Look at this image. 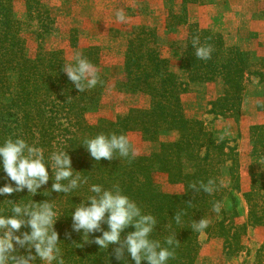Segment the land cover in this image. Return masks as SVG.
Segmentation results:
<instances>
[{"label":"rangeland","instance_id":"374dc122","mask_svg":"<svg viewBox=\"0 0 264 264\" xmlns=\"http://www.w3.org/2000/svg\"><path fill=\"white\" fill-rule=\"evenodd\" d=\"M248 1H242V6H248L246 13H253L252 20L259 24L250 25L243 16L239 17L242 30L230 31L223 27L230 18L226 23L222 21L225 16L215 18V11L226 10V0H12L7 12L12 20L8 23L0 16V59L9 54L12 90L44 95L42 105H49L47 112L61 107L50 124L53 151L60 149L72 132L77 133L72 127H84L86 135L93 128L98 130L96 135L104 134L103 123L127 117L129 132L125 135L136 150L135 156H147L179 135L173 130L157 142L142 139L136 128L152 106L148 95L164 91L179 95L185 117L204 123L210 134L235 148L240 190L233 193L237 214L232 222L242 225L248 213L244 194L250 189V170H258L251 167L252 131L264 126V0ZM117 9L124 10L127 23L116 22ZM195 36L201 45H211L210 59L195 57ZM77 52L96 66L100 80L84 92L62 71L63 65L74 63L72 56ZM152 52L150 60L159 71L151 70L148 63L149 68L140 67ZM167 67V78L172 81L162 86L160 76L164 77ZM148 77L153 82L147 84ZM21 78L30 84L20 86ZM214 103L230 113L225 118L215 117L211 114ZM6 104L7 100L4 104L0 101V112ZM154 179L163 192L182 193V187L170 186L165 176ZM226 239L221 232H202L196 264H256L264 227L248 229L240 239L243 249L236 256L224 254Z\"/></svg>","mask_w":264,"mask_h":264},{"label":"trees","instance_id":"16d2710c","mask_svg":"<svg viewBox=\"0 0 264 264\" xmlns=\"http://www.w3.org/2000/svg\"><path fill=\"white\" fill-rule=\"evenodd\" d=\"M0 2L2 3L0 16L9 23L12 19H9L7 12L10 10L12 0H0ZM17 28L19 30V26ZM4 32L6 33L7 29ZM152 55L153 52L149 54L148 61L143 63L145 65L140 67H151V70L159 71V68L153 64L154 61L150 60ZM8 59L9 54L0 59V90H3L0 95L4 96V99L0 101L4 104L7 100L5 111L0 112V145L6 138L11 137L13 140L22 138L29 145L42 148L45 163L49 165V181L34 195L28 193L27 189L11 195H0V214L11 215L12 205L8 201L22 205L31 200L34 203L53 202L54 210L59 217L54 224V230L58 233L60 241L58 246L65 264H135L126 252L124 259L117 261L113 253L116 245L103 249L91 242L102 233L89 234V242L85 243L86 238H83L82 231H73L71 213L81 201H85V205L88 206L87 198L94 195L89 191L93 184L101 185L104 189H112L114 185H118L122 194L135 201L142 214L153 215L157 225L150 234V239L159 240L163 246H166L164 245L165 237L173 232L176 233V239L180 244L175 248V258H170L167 264H196L200 251L199 236L202 232L207 234L221 232L228 236V239L224 241L223 252L231 257L236 256L243 249L240 239L248 229L264 227V126L254 127L252 131L251 167L255 165L258 170H250L251 185L249 191L244 194L248 209L246 221L242 225H235L232 222V218L237 214L233 193H239L240 190L235 148H229L224 138L210 134L204 123L185 117L179 95H173L167 91L148 95L151 96L152 106L145 113L143 118L145 120L137 124L136 130L141 132L142 139L146 142H157L160 136L171 134L173 130H176L179 134L177 140L172 143H161L159 150L147 156L133 157L130 153L129 157H120L118 153H114L111 161L103 158L96 161L90 156L83 142L86 138L96 136L98 130L93 128L90 134L86 135L84 127H72L77 129V133L71 131V137L60 145V149L66 150L70 156L74 174L80 172L82 177L88 178V183L82 184L67 194L51 191L54 173L52 174L48 158L53 152L55 141L51 137L53 131L50 124L54 114L61 107L58 106L47 112L45 109L49 105H42L44 95L12 90L14 78L11 76ZM194 62L195 66L197 62ZM163 75L162 79L160 76V84L168 86L165 84L172 81V78H167L169 77L168 67L165 68ZM134 81L141 83L137 79ZM150 81L153 82L148 77L146 83L149 84ZM29 84L28 79H20V86ZM12 106L18 108V112L12 111ZM217 106V103H214L211 111L215 117L225 118L226 114L230 113V111H223L222 108L218 109ZM85 109L82 108V110ZM127 119L126 117L118 119L115 123H103L102 131L105 135L112 133L125 135L129 132L126 126ZM64 131L69 133L68 129ZM156 175L165 176L170 186H181L182 193L163 192L154 179ZM209 179L215 181L216 188L211 195L202 190L195 193L190 188L192 183L199 186L200 182L207 183ZM5 184L15 187L14 182L10 181L0 165V187ZM216 201L224 205L219 214L212 211L213 202ZM228 201H231V207L228 206ZM178 211L184 213L179 225L173 219ZM201 218L209 219V226L202 232L194 231L191 227L192 222H199ZM169 224L170 228L167 227ZM101 227L103 230H108L106 224H102ZM131 231H134V228L129 226L121 233V237L123 238ZM20 232H30V229L22 227ZM18 254L26 253L24 249H18ZM34 264H45V262L37 259ZM53 264L56 262L54 261ZM141 264H147V262L142 261ZM256 264H264V243L256 252Z\"/></svg>","mask_w":264,"mask_h":264},{"label":"clouds","instance_id":"9594fccd","mask_svg":"<svg viewBox=\"0 0 264 264\" xmlns=\"http://www.w3.org/2000/svg\"><path fill=\"white\" fill-rule=\"evenodd\" d=\"M115 20L118 23H127L128 17L123 9L115 11ZM192 46L197 59L211 58V45H201L198 36L193 37ZM72 60L74 63L63 65L62 71L79 92L94 88L100 83L95 65L79 52L72 56ZM83 145L96 161L102 158L111 161L114 153H118L120 157H129L130 153L134 157L137 154L124 134L100 133L86 138ZM48 159L52 174L54 173L51 191L67 194L88 183V178L82 177L80 172L74 174L66 150L53 151ZM0 165L6 176L15 184V187L11 184L0 187V195H11L24 189L34 195L49 181V165L45 163L44 150L29 145L22 138L13 140L8 137L4 140L0 145ZM65 181L67 183H64ZM190 188L195 193L202 190L209 195L216 190L213 179H209L207 183L200 182L199 186L192 183ZM89 191L94 195L87 198L88 206L85 201H81L71 213L72 229L75 232L82 231L83 238H86L85 243L89 242V234L100 232L102 234L91 242L103 249L116 245L113 253L117 261L124 259L125 252L135 264H141L142 261L147 264H167L170 258H175V248L180 244L176 233L165 237L166 246L159 240L150 239V234L157 225L156 218L151 214H142L135 201L122 194L118 185H114L112 189H104L101 185L93 184ZM8 203L12 205L11 215L0 214V264H34L37 259L45 264H53L54 261L56 264H65L58 246V233L54 230V224L59 218L54 210V203H34L32 200L23 205L12 201ZM223 206L222 202H213L212 211L219 214ZM182 215V211L174 214L176 224H181ZM209 223V219L201 218L199 222L193 221L191 227L194 231L202 232ZM102 224H106L108 230H103ZM129 226L134 228V231L128 232L122 238L121 233ZM22 227L29 228L30 232H20ZM167 227L170 228L171 225ZM18 249H24L26 254H18Z\"/></svg>","mask_w":264,"mask_h":264},{"label":"crops","instance_id":"0c3cea01","mask_svg":"<svg viewBox=\"0 0 264 264\" xmlns=\"http://www.w3.org/2000/svg\"><path fill=\"white\" fill-rule=\"evenodd\" d=\"M226 1H227L226 4H224V6H225L224 9H226V10L224 12L221 13V12L215 11L216 12L215 18L218 19V17L222 16V18H223L225 16V19H222L223 23H226L229 20V18L231 19L230 23L223 25L224 30L229 28L230 31H233V30L241 31L242 27H243V23H240L239 17H243V16L246 17V21H250V22H247L250 25L253 24L255 26V25L259 24V20H252V16L254 17L253 13H251V12L246 13L245 10L248 6L247 5L242 6L244 4V2H242V1H244V0H226ZM231 1H233L232 4H231ZM254 1L255 0H253V3H254ZM212 9H214V8H212ZM199 10H201V9H199ZM208 16L210 17V13L208 15H206L204 17V19H206V17H208ZM237 21L240 24H236ZM241 21L245 22L244 20H241ZM202 23L200 24V26L207 28V25H203ZM214 29H217V28H214Z\"/></svg>","mask_w":264,"mask_h":264}]
</instances>
